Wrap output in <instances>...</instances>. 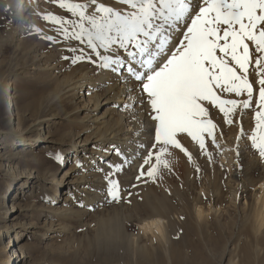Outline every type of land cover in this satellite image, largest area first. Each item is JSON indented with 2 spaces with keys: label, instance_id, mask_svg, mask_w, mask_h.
<instances>
[{
  "label": "rangeland",
  "instance_id": "rangeland-1",
  "mask_svg": "<svg viewBox=\"0 0 264 264\" xmlns=\"http://www.w3.org/2000/svg\"><path fill=\"white\" fill-rule=\"evenodd\" d=\"M72 2L84 3L86 0H72ZM99 2L117 9L125 8V6L117 4L116 0H99ZM193 3L195 4L196 0H193ZM22 6L25 10L19 11ZM125 10L127 9L125 8ZM49 14L61 17L66 21L76 20V17L59 7L57 0H0V94H2L0 120L5 117V106L10 101L14 105L13 110L26 120L25 124L36 117H46L53 113L57 116L56 123L46 125L43 130L45 133L49 132L54 145L47 143L43 144L41 149L31 148L23 159L16 157L12 161L14 168L20 167L21 170L34 171V176H38L37 179L26 181L32 188L26 190V195L19 202L22 206H27L30 212L27 216H17V213H14L18 219L8 222L17 224L19 221H24V223L36 226V230L40 234L21 241L27 246L28 259L24 264H167V257L170 255H165L162 249L157 251L160 261L156 258L154 261L153 258L148 260L138 256L136 244L144 250H149V253L152 248L146 238L139 234L137 222L134 221H137L141 214L131 213L128 214V217H123L122 231H118L120 235L113 234L114 238L118 239L113 244L112 242L110 245L107 242L100 243L98 240H94L96 233L101 229L99 224L101 215L105 218L108 214L117 212L116 210H123L127 214L128 210H131L132 204L140 205L143 202L146 194L152 203L156 202L166 206L171 211L168 212L180 210L184 215L191 217V227L194 230L185 241L188 244L191 242L190 245L197 244V246L196 248L183 247L184 254L179 257L185 256L183 260L188 262L186 264H264V229L254 232L253 220L249 218L245 220L243 217L245 221L239 218L236 227L231 228L235 223L233 204H230L225 198L221 205L216 201V198L208 194L213 191V185L208 183L202 172V153L199 144L186 134L181 138V142L190 153L191 159L179 149H172L171 155H161V163L158 164L156 161L158 152L153 147L155 133L152 134V144L142 146L143 150L142 153L140 151V155L131 154L124 160L112 150L111 154L116 155V161L111 159L112 155L107 159L109 162L107 167L110 168L107 172H101L97 160L92 166L97 170L83 171L80 170L77 163L72 162V155L68 156V162L65 164L57 159L60 155L62 157L67 155L66 153L72 149L78 136H80L78 141H82L86 137L85 134H82L85 124L81 121L85 113L77 112L74 109L71 103L73 92L65 93L66 88L82 70L89 69L90 76L98 77L108 68L101 67L102 60L95 56H93L95 63L88 60L87 57L73 63L75 57L84 53L90 54V49L86 47V43L66 39L63 32L58 30V25L45 19ZM71 31L72 29L69 27V32ZM48 36L54 37V41L46 39ZM181 37L180 32H176V35L172 37V43L168 46L174 49L182 39ZM81 49H83V53ZM119 54L120 58H123L126 53L120 49ZM254 67V63L249 66V80L254 86L251 105L247 109L237 108L235 115L230 116L232 123L225 120L226 126L220 129L221 132L219 131L224 135L231 133L241 140H246L250 136L248 134L250 127L256 125V112L261 111L257 107L260 87L258 80L261 77L253 71ZM7 89H10V94L13 96L10 100L7 98L8 94L4 96V91ZM68 95H72V97ZM246 96L247 94L243 93L240 98L244 100L247 99ZM147 105H149L148 101ZM213 110L211 114H214ZM244 114L247 115L248 122H246L247 120L242 122ZM206 138L210 141L209 145L212 149L210 156L213 157L217 170H221L224 167L219 164L222 151L215 150L211 137ZM1 142L8 145L6 149L2 150L4 155L15 154L12 150L15 148L12 145L15 141L10 135L3 134L0 130ZM104 147L102 151H104ZM87 148L94 153L92 158H99L97 152L99 148L95 144H90ZM248 148L252 156L258 153L252 145H249ZM86 156L90 157L91 154ZM89 157L87 161H89ZM180 157L185 158L186 161H181ZM163 161H167L168 167L164 166ZM246 165L244 168L248 172ZM151 167L157 168L154 177H149L147 174ZM66 171L71 174L68 178L75 182V186L62 191V189H58L61 184H57L55 180L63 178ZM89 171L96 174L94 177L97 179L93 178V174H91L86 176L88 182L82 181L81 176ZM262 171V176H264V170ZM223 172V182H225L229 179V173L224 169ZM246 176L247 178L250 176V180L254 179L255 182L259 177L251 172H248ZM24 181L25 179L17 178L15 174L11 175L0 169V228L4 221H7L3 217L8 216L4 215L2 210L4 201L9 202L13 191ZM80 181L83 183L81 184ZM110 181L118 182V199H113L108 194ZM79 183L83 188V191L80 192L76 188V186H80ZM222 188L223 192L227 193V188ZM257 188L254 186L253 193ZM56 189L62 198L70 199L68 203L61 202L55 205L54 208L58 210L46 206L47 199L49 200L51 196L57 194ZM201 189H203L202 193ZM251 193L252 191L248 195L251 196ZM197 199L202 201L206 207L209 206V201L220 206L218 207L220 209L226 207V215L223 214L220 219L210 215L205 227L202 223L199 225L193 219V205ZM71 201H73L72 204H69ZM239 202L242 204L243 199H240ZM187 209L190 214L187 213ZM48 211H50L49 215ZM130 216L132 217L130 218ZM170 217L173 218L171 214ZM174 220L178 222V225L176 228L171 227L168 230V236L170 235V239L173 238L172 242L176 243L178 238L182 239L179 234L182 221L177 218ZM200 226L205 228L203 233L200 231ZM51 233H54L55 237L49 240L48 237ZM8 239L15 241L14 234L0 237V252L3 251ZM14 250L18 258L17 247ZM184 262L183 264H185ZM0 264H3L1 258Z\"/></svg>",
  "mask_w": 264,
  "mask_h": 264
},
{
  "label": "snow or ice",
  "instance_id": "snow-or-ice-1",
  "mask_svg": "<svg viewBox=\"0 0 264 264\" xmlns=\"http://www.w3.org/2000/svg\"><path fill=\"white\" fill-rule=\"evenodd\" d=\"M57 2L76 20L53 14L45 19L58 25L66 39L86 43L90 49V54L75 57L73 63L85 57L95 63V56L102 60L103 68L123 66L119 54L123 49L130 61L140 65L142 71L133 64L128 72L147 97L155 122L153 147L158 164L161 155H171L172 149L191 159L181 142L185 134L201 150L206 137L215 143L213 109L232 123L230 116L237 108L250 107L253 84L249 66L254 63L253 71L261 77L257 105L261 111L256 112V131L250 139L264 157V0H196L195 4L193 0H116L127 10L99 0ZM176 32L182 39L170 49ZM46 39L54 41L52 36ZM243 93L247 99L234 98ZM162 163L168 167L167 161ZM156 171L151 167L147 174L154 177ZM108 194L119 198L117 181H110Z\"/></svg>",
  "mask_w": 264,
  "mask_h": 264
},
{
  "label": "bare ground",
  "instance_id": "bare-ground-1",
  "mask_svg": "<svg viewBox=\"0 0 264 264\" xmlns=\"http://www.w3.org/2000/svg\"><path fill=\"white\" fill-rule=\"evenodd\" d=\"M23 10H25L23 6L19 8V11ZM175 35L176 33L173 36ZM168 47L170 48L171 46ZM120 59L123 61V66L112 65L107 71H104L103 73L101 72L98 77H94L93 75L90 76L89 69L82 70L80 74H78L77 78L74 81H71L72 83L66 88L67 90L65 93L68 94L73 92V97L72 95L68 96L72 97L71 103L73 104L74 109L77 110V112L81 111L85 113L81 121L85 124L83 125L84 132H82V134H85L86 137L82 141H78V137H80L78 136L76 138V142L73 144L72 149L66 153L67 155H63V157L62 155L59 156L62 164L68 162V156L72 155V162L77 163L80 167V170H97V168H92V166L96 163L95 160H97L101 172H107L109 171L108 169H110L107 167L109 165L107 159L111 157L112 150L115 154H119L118 157L126 160L131 154L135 155V153H137L140 155V151L142 153L143 150L141 149L142 146H148L152 144V134L155 133V122L151 119L149 114L150 108L149 105H147V97L146 94L141 92L139 82L136 81L134 77L130 76L128 72V68L133 64H135L136 70L142 71V69L138 63L130 61L127 57V54H125L123 58ZM139 59L140 57L136 58V60ZM113 68H116L117 70L113 71ZM5 94H8V100L13 98V96H11L12 94H10V89L5 90L4 96ZM1 95L2 94H0V99L2 97ZM228 95L234 96V94H225V96ZM241 96L234 98L239 101L242 100L240 98ZM13 108L14 105L11 103V101L5 106V117L0 120V130L3 134L10 135L15 141L12 144L13 147H15L12 149L15 154L4 155L2 150L6 149L8 145H4L1 142L0 169H2V171L8 172L11 175L15 174V177L25 179V181L21 182L16 187L17 189L13 191L10 196L11 200H9V202H6L5 200L3 203V213L4 215L7 214L8 216L5 215L3 217V219H6L7 221H4V224L0 228V237L9 236V234L13 233L15 241L10 239L6 241L3 251L0 252V258L3 259V264H24L28 259L26 255L27 246L21 241L24 239H29L33 236H39L40 234L37 232L36 226L24 223V221H19L17 224H11L8 222H14L18 219L17 216H27L30 212L27 206H22L19 204V202L22 201L23 196L26 195V190H30L32 188L26 181L32 180L38 176H34V171L28 172L21 170L20 167V169L14 168L12 161L13 158L15 159L16 157L23 159V157L27 155L29 149L31 148L41 149L43 148L42 145L47 143H53L54 145L53 140H51L49 136V132L45 133L43 130L46 125L55 124L57 116L54 115L55 113L48 114L46 117H36L31 119L28 124H25L26 120L23 119L22 115L15 112ZM100 111L102 112L100 113ZM213 111L215 112L214 114L212 113L213 115L211 114V116L213 118V122L217 125V127L214 129V135L216 137L214 146L216 151H222L219 164L224 167L221 168V170H217L213 157L210 156V152L212 150L209 145L210 141H208L206 138L205 149L201 150L200 147L199 149L202 153V172L205 174V179L208 181V183L213 185V191L209 192L208 194L216 198V201L221 205L225 198L228 199L230 204H233V219H235V223L231 227L232 229L236 227V222H239L240 219L246 220L249 218L253 220V224L255 225L252 227L254 232L260 231L264 229V176H262V170H264V157L260 156L257 149L256 152L258 153L256 155L253 154L254 156H252L251 151L248 148L249 145H252L250 136L254 131H256L255 125L250 127L249 124L248 129L250 127V133L248 132V134H250V136H248L246 140H241L240 138H237L236 135L231 133L224 135L220 133L222 131H220V129L226 126V118L224 117L223 113L219 112L218 109H214ZM234 115L235 113H233V116ZM246 116L247 115L242 118V122H245L246 120V122H248V118H246ZM255 121L253 120V123ZM90 144H95L97 148H99L97 150L99 158H92L94 153L87 148ZM103 147L104 151H102ZM112 147L113 149H111ZM253 149L255 148L253 147ZM89 153L91 156H86ZM114 153L111 159H115L116 161V155H114ZM88 157L89 161H87ZM180 160L186 161V159L183 157H180ZM244 165L247 166L248 172L259 176L256 182L254 179L250 180V176L247 178L246 175L248 172H246ZM223 169L229 173V179H227L225 182H223ZM91 174L93 173L90 171L87 174L84 173V176H81L82 181L88 182L86 176H90ZM70 175L71 174H68V171H66L64 172L63 178L55 180L57 184H61V186H58V189H62V191H64V189H67L68 187L70 189L75 186V182L71 181V178H68ZM94 175L96 176V174H93V178H95ZM82 181H80L81 184L83 183ZM81 186L82 185L78 187L76 186L78 192L83 191ZM254 186H257L258 188L253 193ZM222 187L227 188V193L223 192ZM58 189H56V193L58 192ZM202 191L203 189H201L200 192L202 193ZM251 191V196H249L250 194L248 195V193ZM146 195H143V204H132V208L131 210H128L127 214L126 212H123V210H116L117 212H112V214H108L105 218H103V215H101L99 221L101 229L98 233H96L97 235L95 237L93 236L94 240H98L100 243L107 242L110 243V245L112 242L113 244V242L118 241V239L114 238L113 234L120 235L118 231H122V227L124 225L122 223L124 219L123 217H128V214L131 213H137L136 215L141 214L140 218L137 219V221H134L137 222L139 234L146 238L147 242L150 243L152 248L150 250L151 253H149V250H144L142 247L136 246L137 244L134 242L136 244L135 248L137 250L138 256L142 259L146 258L150 260L153 258L154 260V258H156L160 261L157 251L162 249V251L164 250L163 253L165 255H170L167 257V264L170 262L171 264H183V257L185 259V256L182 258L179 257L180 255L184 254L182 251L183 247L188 248L191 246V248H196L197 246V244L190 245L191 242L188 244L185 241L188 238L187 236L192 232V230H194L193 227H191V217L189 215H184L180 210H172V213H170L171 211L167 209L166 206H163L159 203L157 204L156 202L152 203L150 198H148V194ZM240 199H243L242 204L239 202ZM198 200L199 199H197L193 205V219L197 221L199 225L202 223L205 227L208 221L207 218L210 217V215L220 219L223 214L226 215L227 213L226 207L220 209L218 208L220 206L213 204V201H209V206L206 207L202 201ZM69 201L70 199L67 197L62 198L61 194L57 193L55 196H51L49 200L47 199L46 206L58 210L57 208H54L55 205H58L61 202L65 204ZM72 202L73 201H71L69 204H72ZM49 212L50 211H48V215ZM14 213H17V216H15ZM187 213L190 214L189 209H187ZM170 214L173 216V218L170 217ZM131 217L132 216H130V218ZM176 218L182 221V226L179 229V234L182 239L178 238L176 243H174L172 242L173 238L170 239V235L168 236V230L171 227L176 228L178 225V222L174 220ZM204 227L201 228L200 226L201 233L205 231ZM54 237V233H51L48 238L50 240ZM15 247H17L19 259L14 253ZM148 262L151 263L150 261ZM184 263L186 264L188 262Z\"/></svg>",
  "mask_w": 264,
  "mask_h": 264
}]
</instances>
